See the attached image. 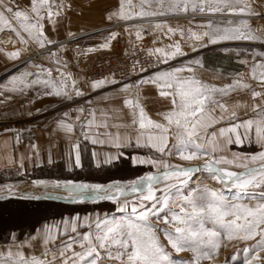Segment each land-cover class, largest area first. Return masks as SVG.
Instances as JSON below:
<instances>
[{"label": "snow or ice", "instance_id": "obj_1", "mask_svg": "<svg viewBox=\"0 0 264 264\" xmlns=\"http://www.w3.org/2000/svg\"><path fill=\"white\" fill-rule=\"evenodd\" d=\"M153 2L163 7L164 0H140L141 11L136 15H166L164 11L144 10V5L151 6ZM29 3L30 8L26 10L14 11L12 7H6V11L12 13L15 19L22 18L24 22L20 27L27 34V38L10 24L4 11H0V31L7 28L15 32L21 44L27 45L31 40L38 49H47L38 51L36 55L52 61L55 68L45 69L38 63L33 66L40 73L46 71L49 77L55 71L60 78L33 81L42 83L49 89L44 95L65 100L84 96L85 93L76 87L77 82L72 74L61 71V66L67 68V62L61 60L57 52L48 49L49 45L57 42L45 34L44 21H51L53 16L60 14L54 10L53 0H29ZM128 3L131 5V0ZM189 3L190 0H171V9L186 13ZM260 4L264 5V0H260ZM0 5H4V0H0ZM61 7L62 4H55V9ZM257 7L256 0L191 2L192 11L200 14L264 19V11H257ZM113 16L125 21L134 18L131 12L125 13L124 0H121L119 12L112 13L108 19L111 20ZM226 25L214 26L209 20L200 25L206 29L203 32L189 29V38L201 42L202 47L223 41H252L264 46V28L253 29L248 19H241L238 23L228 20ZM155 27L160 28L161 24ZM176 31L172 27L167 28L168 33L175 34ZM179 31L183 35L184 30ZM116 35L111 33L109 39H115ZM136 36L141 38V33L137 32ZM205 39L207 44L203 43ZM100 47L107 49L109 43L105 42ZM10 55L18 58L21 51ZM149 55L156 57V70L147 76H138L136 82L124 83L119 88L123 107L112 110L128 109L130 123L109 125L107 119L97 122L94 110L79 108L77 111H87L91 117L87 120L89 129L115 127V133L106 131L105 135L116 148L134 142L136 147L148 148L160 157L177 158L187 162V165L171 164L162 158L138 157L136 163L151 164L157 168V173L144 175L127 185L116 182L105 185L73 180L52 181L50 187L62 190L67 195L48 193L43 197L23 198L64 200L73 204L110 201L117 204V211L125 215L111 219L85 216L82 221L77 216L71 220L65 219L58 225L34 229L33 234L24 240L13 234L12 245L0 251V264H181L166 251L168 246L177 254L193 253L196 264H199L202 259L212 260L222 245V236L228 241L259 237L255 246L259 251L250 257L246 256L244 264H264V256L260 255V252H264V51H253V60L247 74H238L232 83L219 87L207 84L197 77L196 66L203 67L200 60L182 63L169 69L158 67L187 55L179 42L167 48L150 50ZM241 63L249 64V61L243 60ZM140 71L147 73L148 69L141 67ZM31 74L23 73L22 76ZM244 75L248 76V80H244ZM18 80L21 78L13 77L12 82ZM69 81L72 91H68ZM119 83L115 79L106 78L92 81L90 87L97 90L106 84ZM144 85H152L159 98L168 102L167 110L157 113L159 120L152 119L146 111L144 102L147 97L141 95ZM237 91H247L253 100L258 99L260 103L248 105L237 102L229 110L221 97ZM249 107L256 114L255 117L241 119L237 109L244 108L246 115ZM103 115L107 116V113ZM64 116L68 117V113H64ZM76 119L80 120L81 117L77 116ZM222 122H227L229 126L217 129L216 126ZM58 127L69 134L74 128L72 123L65 120H60ZM122 127L131 129V132L122 137ZM82 134L85 139L91 138L94 144L101 142L87 133ZM245 141L259 145L261 150L250 155L232 153L231 158L225 155L228 146L243 145ZM74 148L78 149L79 145H74ZM114 159H119V156H109L103 163L110 164ZM75 166H81L79 151L75 155ZM99 166L98 162L97 167ZM196 173H207L209 179L216 181L220 187L196 183V187L187 190L189 183L194 182ZM34 183L46 184L45 181ZM6 187L7 194L0 196V200H6L13 194L12 186ZM225 189L232 195H225ZM257 194L260 199L253 203L252 200ZM133 195L135 198L130 200L129 197ZM245 197L248 198V203L243 202ZM159 225L165 227H158ZM81 228L86 230L81 232ZM161 234L167 240V245L161 241ZM38 245L39 255L29 251Z\"/></svg>", "mask_w": 264, "mask_h": 264}, {"label": "rangeland", "instance_id": "obj_2", "mask_svg": "<svg viewBox=\"0 0 264 264\" xmlns=\"http://www.w3.org/2000/svg\"><path fill=\"white\" fill-rule=\"evenodd\" d=\"M191 2L192 0H190L186 13L180 10H172L171 0H164L163 7H160L155 2H153L151 6L146 4L143 6L144 10L164 11L166 15L139 17L136 14L141 11L140 0H131V5H129L128 0H124L125 13L131 12L134 16L133 19L125 21L119 19L117 16H113L111 20L108 19V16L112 13L119 12L121 0H53L54 10L59 11L60 14L59 16H53L51 21H44L45 34L50 39L57 42L56 44L49 45L48 49L52 52H57L59 58L67 62V68L61 66V71L71 73L72 77H74L77 82L76 87L83 92H85L84 90L88 84L91 83L83 81L81 77L83 68L93 64L105 54L116 52L120 40L129 36H136V33L140 32V28L146 26L150 28V31L146 33L140 32L141 36H146L149 41L153 42L154 48H167V46L179 42L182 50L187 54L175 60H170L168 64L159 65L165 69L177 67L189 61L200 60L203 67L196 66L197 77L207 84L216 85L218 87L232 83L233 79L237 78L238 74H247L250 71L249 65L253 60V51H264V46L259 42L223 41L212 45L207 44V40L205 39L203 43H206L207 46L202 47L201 42L189 38V29L196 32H203L206 29L200 27V25L206 24L209 20L213 22L214 26L224 27L227 26L226 22L228 20L238 23L241 19H248L253 29H261L264 28V19L259 17L200 14L198 11H192ZM194 2L198 3L199 0H194ZM55 4H62L63 7L55 9ZM256 4L258 5L257 11H264V5L260 4V0H256ZM6 7H12L14 11L26 10L30 8L29 0H4V5H0V11L5 12V16L8 18L10 24L21 31V34L27 38V34L24 33L23 29L20 27L21 23L24 22L22 18L21 20L15 19L12 13L6 11ZM145 19L151 20L145 21ZM53 21H55V23H53ZM114 24L117 25L102 29ZM157 24H161V27H155ZM168 27L177 29L176 33H168ZM180 29L184 30L183 35H181L179 31ZM90 31L93 32L87 33ZM111 33L117 34L115 39H109ZM262 35H264V33H262ZM105 42L109 43L107 49L100 47ZM25 48L28 50L23 51ZM89 49L95 50L89 51ZM46 50L38 49V46L31 40H29L27 45L21 44L15 32L7 28H5L4 31H0V117H6L5 119L9 121V124H12V130L17 133L18 136L19 134L21 135V133L26 134V132L45 124L54 116L61 115L69 108H74V106L84 102L85 95L82 97H74L73 100L46 96L44 93L49 89L45 88L42 83H33V81L37 79L43 81L52 78L58 80L60 78L55 71H53L52 77H49L46 71L40 73V70L33 66L38 63L43 65L45 69L55 68L52 61L37 57L36 53L38 51ZM16 51H21V55L18 58H12L10 53ZM243 60L249 61V64H242L241 61ZM29 72L32 74L22 76L23 73ZM13 77H20L21 80L13 83ZM243 78L244 80H248L247 75H244ZM253 86L255 87V84H253ZM257 90H259V88H257ZM68 91H72L71 81H69ZM221 99L227 104L230 102L231 106L235 105L237 102L241 104L246 103L248 105L260 103L258 99L253 100L250 93L247 91L233 92L229 96L221 97ZM237 111L241 119L254 118L256 115L251 107L247 109L246 115L244 108H239ZM249 149L250 148H245L244 146H238V150L242 153L247 150L249 151ZM252 149L255 150L256 148ZM156 157L157 159L162 158L171 164L187 165V162L179 161L177 158ZM156 173L157 168L154 166H144L140 169H128L127 165L123 163V166H121L117 172L113 173L103 172L101 174H95L91 172V170H88L86 176H89L91 180L86 181L88 183L107 185L116 180L114 182L127 185L144 175ZM42 175L48 178H40ZM7 177L6 175L0 176V186L11 185L13 187V193L19 195V197H31L32 192L36 193L35 196L40 197L48 193L62 196L67 195V193L62 190H56L50 187V183L52 181L75 180L67 179L68 176L61 168H57L55 172L44 170L42 174H36L35 176H21L12 178L11 180H5ZM35 181H45L46 184L37 185L34 183ZM193 181L194 182L189 183L187 190L196 187V183H200L201 185L209 183L207 185L210 187H220L216 181L209 179L207 173H196L193 177ZM22 183H28L29 185L23 186ZM16 185L18 186L16 187ZM187 190H185V194H187ZM256 191L257 193L259 192V190ZM224 192L225 195H232V193L227 192L226 189ZM134 198L135 195L129 197L130 200ZM259 199L260 197L257 194L252 202L254 203ZM243 202L248 203V198H243ZM79 204L78 206L81 207V211L74 214H78L82 216V218L85 216H100L111 219L114 216L120 217L125 215V213L117 211V204L110 201H100L96 203L85 201ZM158 227H165V225H159ZM85 230V228L80 229L81 232ZM218 230L222 232L221 229ZM13 234L20 239V236L25 234V232L11 231L3 235V238L9 240ZM160 238L161 241L167 245V240L164 238L163 234H161ZM221 240L222 245L220 249L215 252L212 260L202 259L199 264H244L246 256L250 257L254 255L256 251H259V249L255 247L259 237L252 240L233 239L228 241L222 236ZM245 249H248V251L246 252ZM166 251H169L173 258L180 261L181 264H187V262L196 264L193 253L191 252L177 254L171 250L170 246L166 247ZM260 255L264 256V252H260Z\"/></svg>", "mask_w": 264, "mask_h": 264}, {"label": "crops", "instance_id": "obj_3", "mask_svg": "<svg viewBox=\"0 0 264 264\" xmlns=\"http://www.w3.org/2000/svg\"><path fill=\"white\" fill-rule=\"evenodd\" d=\"M158 67L160 69H165L159 65ZM155 70L156 67L152 72ZM107 79H115L120 83L115 85L106 84L104 87L97 90H93L90 87L91 83L88 84L84 90V102L79 103L78 105L74 106V108H69L61 115L54 116L45 124L26 132V134L21 133V135L19 134L18 136V134L12 130V124H9V121L5 119L6 117L1 116L0 173L5 172L4 175L8 176L5 180H11L12 178H18L21 176H35L36 174H42L44 170L55 172L57 168H61L64 173L82 171L81 175H86L89 168L101 169L103 167L115 165L123 159L130 160L133 166H153L151 164H138L136 163V159L138 157L141 159H157L156 156H160L158 153L150 151L145 147H136L134 142L128 146L116 148L112 144L111 139L105 135L106 131L115 133L117 131L115 127H110L109 129H96L93 127L92 129H89L87 127V120L91 119V117L88 116L87 111L84 113L77 111L79 108L94 110L96 112V121L99 122L101 120L107 119V123L109 125L130 123L131 118L128 114V109L123 108L122 111L112 110H119L123 107L122 97L119 94V88L124 83H133L136 82L137 79L120 80L113 77ZM141 95L143 97H147L144 102V106L148 115L152 119L159 120L160 117L157 115V113L167 110L169 107L168 102L162 98H159L157 90L152 85H144ZM105 97H111V99H105ZM227 105L229 110H231L233 105L231 106L230 102H228ZM64 113H68V117H65ZM103 113H107V116L103 115ZM77 116H80L81 119L77 120ZM60 120H65L67 123H72L74 126L73 132L69 134L60 129L58 127V122ZM228 126L229 125L227 122H222L221 124L217 125L216 128L218 129L219 127ZM130 132L131 129H125L123 127L120 128L122 137L127 136ZM82 133H87L90 137H93L101 142L94 144L92 143L91 138L85 139ZM33 145L35 147H32ZM74 145H79V148H74ZM238 146L250 148L249 151L247 150L243 153L245 155L254 154L261 150L259 145L245 141L243 145L228 146V151L225 153V155L231 158L232 153H242L240 150H238ZM252 148L256 149L254 150ZM77 151H79L80 154V167L75 166V155ZM109 156H119V159H114L110 164H104L103 161ZM98 162L100 164L99 167H97ZM40 178L48 177L42 175ZM73 181L88 183L86 180ZM77 216L81 218V221L83 220L82 216L78 214H69L60 219L45 221L37 228V230H40L45 226L58 225L65 219L71 220ZM12 243L13 241L0 244V251L6 250L12 245ZM29 251L39 255L40 247L38 245L34 250Z\"/></svg>", "mask_w": 264, "mask_h": 264}, {"label": "trees", "instance_id": "obj_4", "mask_svg": "<svg viewBox=\"0 0 264 264\" xmlns=\"http://www.w3.org/2000/svg\"><path fill=\"white\" fill-rule=\"evenodd\" d=\"M127 165L128 169H140L144 166H133L128 159H123L115 165L103 167L101 169L89 168L95 174L103 172H117L118 169ZM87 170V171H88ZM5 172H1L0 176ZM67 179L91 180L89 176L81 175L82 171L66 172ZM85 176V177H84ZM79 203L73 204L64 200L47 199H24L23 197H9L6 200H0V244L8 243L12 239L6 240L3 235L13 231H24L25 234L20 239L33 234V230L45 221L61 218L67 214H74L81 211Z\"/></svg>", "mask_w": 264, "mask_h": 264}, {"label": "built area", "instance_id": "obj_5", "mask_svg": "<svg viewBox=\"0 0 264 264\" xmlns=\"http://www.w3.org/2000/svg\"><path fill=\"white\" fill-rule=\"evenodd\" d=\"M153 18L157 19L155 17ZM151 19H145V21ZM116 25H109L104 28H111ZM153 49H155L153 42L149 41L146 36H141L139 39L137 36L123 38L118 42L116 52L105 54L93 64L84 67L81 72V77L83 81L90 82L110 77L120 80H135L138 79V76H147L155 68L156 57L149 55V51ZM134 64L135 69H133ZM141 67L148 69V72H141ZM22 185L29 184L22 183ZM0 187V191H2L6 186ZM2 194H7V192H0V195ZM35 195L36 193L32 192L31 197H36ZM9 197H19V195L13 193Z\"/></svg>", "mask_w": 264, "mask_h": 264}, {"label": "bare ground", "instance_id": "obj_6", "mask_svg": "<svg viewBox=\"0 0 264 264\" xmlns=\"http://www.w3.org/2000/svg\"><path fill=\"white\" fill-rule=\"evenodd\" d=\"M102 29H105V28H102ZM148 31H150V28L148 27V26H146V27H141L140 28V32L141 33H146V32H148ZM91 32H93V31H90V32H87V33H91ZM87 33H85V34H87ZM207 184H209V183H207ZM9 186H11V185H9ZM1 188V187H0ZM1 190V189H0ZM0 192H7V187H5L2 191H0Z\"/></svg>", "mask_w": 264, "mask_h": 264}]
</instances>
